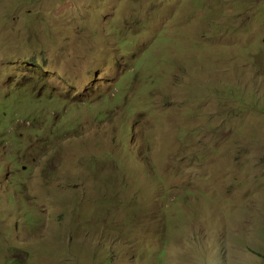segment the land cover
<instances>
[{"label": "rangeland", "instance_id": "rangeland-1", "mask_svg": "<svg viewBox=\"0 0 264 264\" xmlns=\"http://www.w3.org/2000/svg\"><path fill=\"white\" fill-rule=\"evenodd\" d=\"M2 113L0 264H264V0H0Z\"/></svg>", "mask_w": 264, "mask_h": 264}, {"label": "clouds", "instance_id": "clouds-1", "mask_svg": "<svg viewBox=\"0 0 264 264\" xmlns=\"http://www.w3.org/2000/svg\"><path fill=\"white\" fill-rule=\"evenodd\" d=\"M4 115H8V114H7V113H6V114H4V113L0 114V119H2V117H3ZM9 116L12 117V116H15V114H14V113H11V114H9ZM85 133H86V130L83 132L82 137L85 135ZM71 135H76V136H78L77 133H73V134H71ZM68 137H69V136H68ZM68 137H67V138H68ZM2 139H3V138H0V140H2ZM263 261H264V254H263Z\"/></svg>", "mask_w": 264, "mask_h": 264}]
</instances>
